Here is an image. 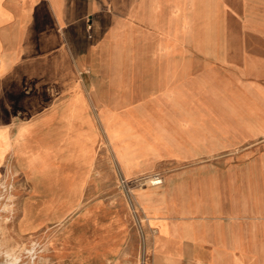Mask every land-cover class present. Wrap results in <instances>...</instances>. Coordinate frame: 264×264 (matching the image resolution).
I'll return each mask as SVG.
<instances>
[{"label": "crops", "instance_id": "crops-1", "mask_svg": "<svg viewBox=\"0 0 264 264\" xmlns=\"http://www.w3.org/2000/svg\"><path fill=\"white\" fill-rule=\"evenodd\" d=\"M262 2L0 0V89L21 110L0 114V180L21 201L78 187L92 202L174 173V220L146 230V264H264V112L246 108L264 110V24L216 28ZM94 215L83 264H129L130 214Z\"/></svg>", "mask_w": 264, "mask_h": 264}, {"label": "rangeland", "instance_id": "rangeland-1", "mask_svg": "<svg viewBox=\"0 0 264 264\" xmlns=\"http://www.w3.org/2000/svg\"><path fill=\"white\" fill-rule=\"evenodd\" d=\"M261 7L264 8V2H262ZM232 12L231 18L228 19L229 24L225 27L217 26V33L230 31L232 35H242L247 34L249 29H255L258 25L264 24V9H259L258 11L253 10L243 15H240L239 10H232ZM240 18L244 22L247 19L248 24H243ZM6 93V90L0 89V114L3 115L2 117L17 112L21 114V110L18 109L16 111L14 105L7 103L8 98L6 97ZM246 108L247 112H264V110H256L254 105H249ZM5 123L6 121L0 120V126ZM171 175V179L166 185L162 184L163 179L161 177H153L150 180V184H147L145 187L140 186L136 189H133L128 180H124V184L120 183L118 186H115L113 191L109 190L107 195L104 196V201L92 202L77 201L81 192L78 187L71 188L70 200L33 201L31 197H24L21 201L22 192L18 191L20 187L5 183V186H11L10 189L14 194L9 202L10 208L13 211L3 208L4 202L7 200V194L4 192L5 186L1 185V182L4 183L5 180L2 179L0 180V250L8 249L10 246L22 248L24 245L38 240L46 256V259H43L44 261L42 260V264H83L85 258L90 255V252L85 250L86 246H89V242L94 240L96 235L94 230L96 221L94 213H129L131 218L130 224L135 228L131 213L136 211L141 219L144 234L146 230L154 229L152 226L154 225V221L174 220V211L171 213H166L165 211V207L170 209V205H166L165 202L167 204L168 202L170 204L173 203L174 206V173ZM155 180H158L159 183H152ZM143 188L155 190L157 193L155 196L160 197L159 199L154 198L153 200H148V206H157L158 208L164 209L165 212L148 213L142 209L139 199H142L141 192ZM126 193L129 194L131 200L128 199ZM165 196L166 200L163 203L162 201ZM51 197L55 198V195ZM116 197H118L117 200H115ZM129 201L130 203L132 201V207H130ZM87 213H92V216L89 215L86 217ZM84 217L88 220H81ZM137 235L139 238L138 232ZM129 239L130 235L128 234L124 243V246L126 245L127 248L130 245ZM138 252L139 250L137 249L136 253H130L128 255L127 258L129 261L131 260L129 264H133L132 261L138 255ZM92 253L96 254L95 250ZM135 261L136 263L134 262V264H140L137 257Z\"/></svg>", "mask_w": 264, "mask_h": 264}, {"label": "clouds", "instance_id": "clouds-1", "mask_svg": "<svg viewBox=\"0 0 264 264\" xmlns=\"http://www.w3.org/2000/svg\"><path fill=\"white\" fill-rule=\"evenodd\" d=\"M43 259H46L45 253L35 240L22 248L10 246L7 250H0V264H42Z\"/></svg>", "mask_w": 264, "mask_h": 264}, {"label": "built area", "instance_id": "built-area-1", "mask_svg": "<svg viewBox=\"0 0 264 264\" xmlns=\"http://www.w3.org/2000/svg\"><path fill=\"white\" fill-rule=\"evenodd\" d=\"M120 183L124 184V179L121 178ZM152 183H159V182H158V180H155V181H152ZM127 197L129 200H131L129 194H127ZM129 205H130V207H132V201H131V203L129 201ZM131 215H132V219H133V225L135 226V229L139 234V238H138L139 239V241H138L139 252L137 255V259L139 260L140 264H146L148 252H147V248H146L145 234L143 232L142 225H141V219H140L138 213H136V211H133V213H131Z\"/></svg>", "mask_w": 264, "mask_h": 264}, {"label": "bare ground", "instance_id": "bare-ground-1", "mask_svg": "<svg viewBox=\"0 0 264 264\" xmlns=\"http://www.w3.org/2000/svg\"><path fill=\"white\" fill-rule=\"evenodd\" d=\"M10 166V165H9ZM13 174V173H12ZM7 176V175H6ZM21 176V175H20ZM6 180V179H5ZM8 183V182H7ZM1 185L2 186H5V183H3V182H1ZM11 188V186L10 187H8L7 185L5 186V190H4V192L7 194V200L4 202V205H3V208L4 209H6V210H9V211H13V209H11L10 208V205H9V202L11 201V199H12V196L14 195L13 194V192H12V190L10 189ZM14 189V188H13ZM16 189V188H15ZM20 191V190H19ZM5 198V197H4ZM17 202V201H16ZM13 203V202H12ZM16 205V204H15ZM18 210V209H17ZM19 212V211H18ZM11 213V212H10ZM10 216V215H9ZM15 218V217H14ZM15 220V219H14ZM17 220V219H16ZM16 222V221H15ZM3 223V222H2ZM8 224V223H7ZM6 224V225H7ZM15 224V223H14ZM13 224V225H14ZM59 225V224H58ZM60 226V225H59ZM58 226V227H59ZM3 228H5V227H3ZM7 233V232H6ZM1 234V233H0ZM3 234V233H2ZM4 236V235H3ZM10 236V235H9ZM8 236V237H9ZM32 237V236H31ZM39 237V236H38ZM22 240V239H21ZM24 241V240H23ZM38 241V240H37ZM25 242V241H24ZM10 243V242H9ZM15 245V244H14ZM18 246V245H17ZM46 247H47V245H46ZM21 248V247H20ZM49 249V248H48ZM5 250H7V249H5ZM49 253V252H48ZM44 261V260H43Z\"/></svg>", "mask_w": 264, "mask_h": 264}]
</instances>
